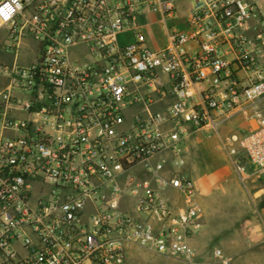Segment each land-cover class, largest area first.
<instances>
[{"label":"built area","instance_id":"2783aa9c","mask_svg":"<svg viewBox=\"0 0 264 264\" xmlns=\"http://www.w3.org/2000/svg\"><path fill=\"white\" fill-rule=\"evenodd\" d=\"M179 1L19 0L0 24V264H195L186 145L264 98V0ZM221 145L264 174V118Z\"/></svg>","mask_w":264,"mask_h":264},{"label":"rangeland","instance_id":"374dc122","mask_svg":"<svg viewBox=\"0 0 264 264\" xmlns=\"http://www.w3.org/2000/svg\"><path fill=\"white\" fill-rule=\"evenodd\" d=\"M264 118V98L244 112L230 116L219 133L199 131L186 145V171L199 177L203 227L192 239L195 264H222L220 250L230 264H264V174L253 172L241 155L240 170L222 148L224 136L246 134L257 118ZM130 264H184L144 249L133 248Z\"/></svg>","mask_w":264,"mask_h":264},{"label":"crops","instance_id":"0c3cea01","mask_svg":"<svg viewBox=\"0 0 264 264\" xmlns=\"http://www.w3.org/2000/svg\"><path fill=\"white\" fill-rule=\"evenodd\" d=\"M188 8H189V3H188L187 0H180L179 1V3H178V13H179V17L180 18L184 17V15L187 12ZM153 18H154L153 16L148 15V16L142 17V20L152 23ZM146 30L148 32V37L151 39V43L155 45V42H156L157 45H159L160 41H161V37H162V34H161L160 30H159V27L157 25H150V26L147 27ZM5 41H6V34H5L4 31H0V62H4V63L10 64L13 61V56L11 54H9L7 52H4L2 50V47H3L2 44L5 43ZM189 143L190 142H188L187 147L189 146ZM186 150H187V148H186ZM191 177L193 178L192 175H191ZM193 180L195 182V186H196V190H197V197H198L199 193L203 194L205 192V189L203 188V186H201L202 184L200 182V179H199V177H197L196 174H194ZM200 222H201L202 227H203V223H202L201 219H200ZM132 250L133 249H131L128 252V257H129V255H131L133 253Z\"/></svg>","mask_w":264,"mask_h":264},{"label":"clouds","instance_id":"9594fccd","mask_svg":"<svg viewBox=\"0 0 264 264\" xmlns=\"http://www.w3.org/2000/svg\"><path fill=\"white\" fill-rule=\"evenodd\" d=\"M13 4L16 5V8L12 7ZM20 7L21 5L19 4V0H10L9 3H5L0 6V24L7 22L13 13Z\"/></svg>","mask_w":264,"mask_h":264}]
</instances>
